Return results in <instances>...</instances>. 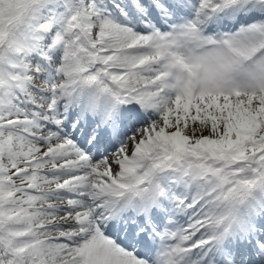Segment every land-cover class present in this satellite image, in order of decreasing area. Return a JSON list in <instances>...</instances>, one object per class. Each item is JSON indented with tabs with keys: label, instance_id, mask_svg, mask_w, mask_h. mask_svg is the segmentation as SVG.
<instances>
[{
	"label": "snow or ice",
	"instance_id": "6c2138e0",
	"mask_svg": "<svg viewBox=\"0 0 264 264\" xmlns=\"http://www.w3.org/2000/svg\"><path fill=\"white\" fill-rule=\"evenodd\" d=\"M0 264H264V0H0Z\"/></svg>",
	"mask_w": 264,
	"mask_h": 264
}]
</instances>
